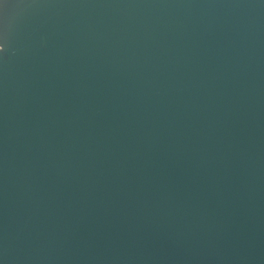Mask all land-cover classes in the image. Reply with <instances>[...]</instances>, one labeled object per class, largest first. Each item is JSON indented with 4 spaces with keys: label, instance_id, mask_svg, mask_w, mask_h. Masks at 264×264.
Instances as JSON below:
<instances>
[{
    "label": "water",
    "instance_id": "1",
    "mask_svg": "<svg viewBox=\"0 0 264 264\" xmlns=\"http://www.w3.org/2000/svg\"><path fill=\"white\" fill-rule=\"evenodd\" d=\"M0 25V264H264V0Z\"/></svg>",
    "mask_w": 264,
    "mask_h": 264
},
{
    "label": "snow or ice",
    "instance_id": "2",
    "mask_svg": "<svg viewBox=\"0 0 264 264\" xmlns=\"http://www.w3.org/2000/svg\"><path fill=\"white\" fill-rule=\"evenodd\" d=\"M7 5H8V0H0V16H2L3 9H5ZM6 40H7L6 33L2 25H0V56H2L5 51Z\"/></svg>",
    "mask_w": 264,
    "mask_h": 264
}]
</instances>
